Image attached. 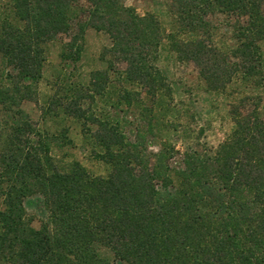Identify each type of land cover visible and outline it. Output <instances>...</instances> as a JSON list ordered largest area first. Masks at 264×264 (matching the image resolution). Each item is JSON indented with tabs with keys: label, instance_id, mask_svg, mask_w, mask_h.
Instances as JSON below:
<instances>
[{
	"label": "trees",
	"instance_id": "16d2710c",
	"mask_svg": "<svg viewBox=\"0 0 264 264\" xmlns=\"http://www.w3.org/2000/svg\"><path fill=\"white\" fill-rule=\"evenodd\" d=\"M171 1L179 31H203L215 9L243 17L231 55L200 35H165L153 14L139 15L120 0H12L20 24L0 20V52L13 70L0 80V264H264V117L252 96L231 106L232 129L216 148L181 153L170 144L146 152L118 123L64 104L83 125L97 126L106 176L77 161L59 166L49 135L20 108L36 97L43 45L67 35L61 57L77 61L88 27L109 35L111 50L126 62V79L148 95L166 85L155 65L165 38L211 89L225 88L233 65L243 77L257 73L264 0Z\"/></svg>",
	"mask_w": 264,
	"mask_h": 264
},
{
	"label": "rangeland",
	"instance_id": "374dc122",
	"mask_svg": "<svg viewBox=\"0 0 264 264\" xmlns=\"http://www.w3.org/2000/svg\"><path fill=\"white\" fill-rule=\"evenodd\" d=\"M120 1L139 15L153 14L165 35L175 33L183 39L200 35L206 43L228 55L237 45L235 28L243 17L215 9L206 15L203 31H179L177 10L171 0ZM80 4L86 7L85 2ZM2 18L20 24L13 14L12 0H0ZM68 39L67 35L59 34L43 45L45 61L36 84V97L20 103L36 127L49 135L50 154L61 167L77 161L92 175L106 176L110 171V165L98 155L102 149L94 137L97 126L91 121L83 125L66 113L63 105L70 102L71 106L73 102L79 105L85 116L93 114L100 120L118 123L127 138L138 140L146 152L152 153L162 144H170L180 153L187 149L216 148L232 129L231 106L240 104L246 96L259 102L264 117V39L259 42L261 64L257 73L243 77L233 65L231 81L224 89L214 90L201 78L195 63L177 56L165 38L157 50L155 65L164 74L166 85L155 96L126 79V62L111 50V40L105 31L86 29L77 61L61 57ZM228 61L234 63L236 59L230 57ZM97 71L105 75L93 78ZM7 72L13 70L0 52V80ZM32 225L39 227L37 217ZM98 253L105 259L113 258L106 247H99Z\"/></svg>",
	"mask_w": 264,
	"mask_h": 264
}]
</instances>
